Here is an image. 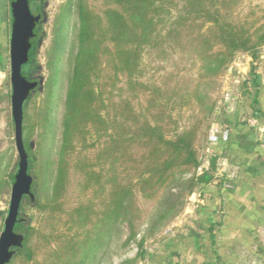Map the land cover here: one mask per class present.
I'll list each match as a JSON object with an SVG mask.
<instances>
[{
    "label": "trees",
    "instance_id": "obj_1",
    "mask_svg": "<svg viewBox=\"0 0 264 264\" xmlns=\"http://www.w3.org/2000/svg\"><path fill=\"white\" fill-rule=\"evenodd\" d=\"M240 1L60 0L40 83L31 77L43 37L42 0H29L31 14L39 18L22 66V75L35 83L23 104L22 141L33 198L22 200H28L37 220L32 224L22 217L20 204L14 232L21 239L5 264H104L117 242L118 256L132 244L136 248L117 264L159 262L146 241L179 215L189 195L213 180L217 156L197 172L200 135L207 144L213 124L230 129L227 113L212 118L217 105L206 86L224 75L239 54L256 57L264 45V11L259 15L253 6L240 15ZM148 52L162 59L178 52L197 60V80L180 81L178 75L162 83L139 80ZM250 74L253 86L252 69ZM122 79L124 87L118 85ZM183 109L190 113L181 125ZM244 112L255 133L249 119L259 118L258 110L248 105ZM70 172L79 176L77 190L86 197L66 210ZM12 177L13 171L6 173L0 187ZM224 180L215 185L232 187V179ZM138 197L153 202L145 217ZM214 258L204 264H221Z\"/></svg>",
    "mask_w": 264,
    "mask_h": 264
},
{
    "label": "crops",
    "instance_id": "obj_2",
    "mask_svg": "<svg viewBox=\"0 0 264 264\" xmlns=\"http://www.w3.org/2000/svg\"><path fill=\"white\" fill-rule=\"evenodd\" d=\"M9 41V11L5 0H0V73H6ZM245 56L250 63L241 85L246 87L241 88L234 109L227 112L231 139L226 145L207 146L202 160L205 168L212 155L218 164L228 165L234 175L232 187L218 188L212 180L191 194L186 230L180 227L166 240L170 249L166 242L164 249H158L157 264H204L215 255L221 264H264V139L249 128L244 112L248 105L257 109L258 128L264 127V45L256 57ZM248 94L255 98L253 103Z\"/></svg>",
    "mask_w": 264,
    "mask_h": 264
},
{
    "label": "rangeland",
    "instance_id": "obj_3",
    "mask_svg": "<svg viewBox=\"0 0 264 264\" xmlns=\"http://www.w3.org/2000/svg\"><path fill=\"white\" fill-rule=\"evenodd\" d=\"M60 0H42L41 4V13H42V22L40 24L41 33L43 35L41 41L37 46V59H38V69L37 71L32 73V79L39 80L42 83L46 75V70L44 67V51L49 43V31L50 24L53 17V14L59 4ZM6 7L8 9L9 0H5ZM257 7V11L259 15L263 14L264 11V0H241L238 7L237 12L242 15L249 7ZM262 11H261V10ZM245 54H239L232 65L227 69L224 75L215 78L214 83H211L206 92L207 94L216 102V110L212 115V118L221 117V112L227 113L228 111H232L235 105L238 103V100L242 96L241 92V81L245 74L243 71H246L249 67L250 61L246 59ZM248 55V54H247ZM251 56V55H250ZM253 57V56H252ZM142 68L143 75L139 80L144 82H156L162 83L166 81L170 75H178V79L184 80L188 79L191 83H195L198 75V61L192 60L187 57L186 54L181 56L180 53H174L169 56L168 59H162L155 56V53H145L142 59ZM106 72L105 74H107ZM177 79V78H175ZM192 84V85H193ZM118 85L124 87L123 79L121 82H118ZM127 94V93H125ZM124 94V95H125ZM11 88L9 81V46H8V57L6 62V73H0V158H3L2 164H0V179H5V174L14 171L17 167L18 163V155L14 142V126L11 117ZM63 96V95H62ZM139 102L143 104L144 96H139ZM136 103V102H135ZM190 113L189 109L182 110V119L180 120L181 125L187 122L186 117ZM60 117V113L58 118ZM219 124V123H218ZM213 124V125H218ZM221 124V123H220ZM221 125H225L222 123ZM226 126V125H225ZM259 135H263L262 139H264V127L261 129L255 128ZM56 141L58 143L59 131L57 133ZM206 138L203 135H200L197 141V147L199 149L200 158H206ZM91 155L93 152H88ZM9 161V165L7 170H5L6 162ZM234 177L232 170L228 165L226 167L224 165L218 164L216 161V170L213 174V181L215 183L220 180L227 181V179H232ZM69 184L67 186V190L63 199L64 208L67 210L76 203L84 199L85 195H80L77 190V181L79 180V176L70 172L69 175ZM10 182L7 185L0 187V232L3 229L4 219L6 217L9 201H10V192H11ZM191 195L187 197V201L183 210L179 213L177 217H175L166 227H164L160 232L154 235V237L149 238L145 243V248L147 251L153 253L157 258H159L158 249H164L162 246L166 242L167 239L174 237L178 232V228L182 227V229L186 230V226L184 225L186 222L187 215H189L188 207L190 204L189 198ZM138 204L143 211V216L147 214V211L152 207V201H146L138 197ZM21 205L23 206V210L21 211V216L29 219L32 224L37 220V214L31 208V204L28 203V200L25 198L22 200ZM34 216L32 217L31 215ZM31 216V218H30ZM176 223V225H174ZM187 223V222H186ZM141 227H144L143 225ZM140 234L137 236L139 238ZM124 238V236H123ZM122 238V239H123ZM120 243H114L111 246L112 252L110 256L104 259V264H117L119 260L125 257L133 256L136 252V248L134 244L130 246V250L124 253L121 256L115 254V251H119ZM43 249L39 250L37 253V257L39 258L43 254ZM121 252V251H119ZM149 262V261H148ZM148 262H143V264H148Z\"/></svg>",
    "mask_w": 264,
    "mask_h": 264
},
{
    "label": "water",
    "instance_id": "obj_4",
    "mask_svg": "<svg viewBox=\"0 0 264 264\" xmlns=\"http://www.w3.org/2000/svg\"><path fill=\"white\" fill-rule=\"evenodd\" d=\"M12 22L9 41V81L11 88V117L14 126V142L18 163L10 180L9 207L0 232V264H5L12 256V246L21 237L14 232L19 207L24 196L33 198L32 179L28 173V157L22 141L23 104L29 91L35 86L33 81L22 75V66L28 58V50L35 37L39 16H33L29 0H13L11 3Z\"/></svg>",
    "mask_w": 264,
    "mask_h": 264
},
{
    "label": "built area",
    "instance_id": "obj_5",
    "mask_svg": "<svg viewBox=\"0 0 264 264\" xmlns=\"http://www.w3.org/2000/svg\"><path fill=\"white\" fill-rule=\"evenodd\" d=\"M249 123L251 126H253L254 128H258V123L256 121V119L254 118H250L249 119ZM230 134V129L225 126V125H212L207 133V144L208 146L212 145V144H216L218 142L221 141H226L229 137ZM205 169L203 162L198 166L197 168V172L201 173L202 170ZM224 185L226 186H230V183L228 182H224Z\"/></svg>",
    "mask_w": 264,
    "mask_h": 264
}]
</instances>
